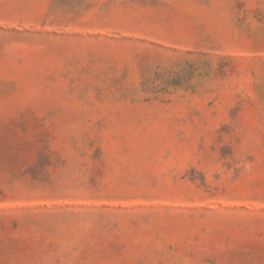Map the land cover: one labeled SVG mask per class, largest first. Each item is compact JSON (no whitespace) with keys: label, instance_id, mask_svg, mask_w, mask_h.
<instances>
[{"label":"rangeland","instance_id":"374dc122","mask_svg":"<svg viewBox=\"0 0 264 264\" xmlns=\"http://www.w3.org/2000/svg\"><path fill=\"white\" fill-rule=\"evenodd\" d=\"M0 264H264V0H0Z\"/></svg>","mask_w":264,"mask_h":264}]
</instances>
